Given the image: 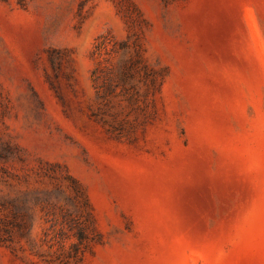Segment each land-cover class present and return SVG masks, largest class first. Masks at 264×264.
<instances>
[{
    "label": "rangeland",
    "instance_id": "374dc122",
    "mask_svg": "<svg viewBox=\"0 0 264 264\" xmlns=\"http://www.w3.org/2000/svg\"><path fill=\"white\" fill-rule=\"evenodd\" d=\"M0 264H264V0H0Z\"/></svg>",
    "mask_w": 264,
    "mask_h": 264
}]
</instances>
